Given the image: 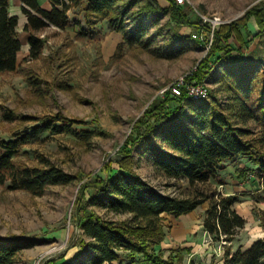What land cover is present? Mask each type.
Listing matches in <instances>:
<instances>
[{"label":"rangeland","instance_id":"rangeland-1","mask_svg":"<svg viewBox=\"0 0 264 264\" xmlns=\"http://www.w3.org/2000/svg\"><path fill=\"white\" fill-rule=\"evenodd\" d=\"M85 3L83 0L68 14L71 26L64 30L50 26L39 33L44 41L39 59L29 60V54L22 50L17 70L0 74V141H15L30 134L37 123L26 121L25 116L69 121L63 123L66 127L48 131L21 146L14 162L38 168L51 164L75 178L68 185L49 186L41 196L10 191L8 184L0 186V241L22 247L12 264H48L78 244L81 232L75 215L84 186L102 175V167L110 161L118 168L124 143L137 120L154 101L163 99L165 90L197 68L212 43V34L195 25L176 28L167 12L149 14L143 10L149 5L155 9L158 3L168 9L166 0H122L118 9L126 14L127 31L132 33L137 28L145 33L141 46L126 44L119 48L122 35L113 31L108 21L91 17V23L86 22ZM183 8L191 22L209 27V20L215 18L227 24L243 18L251 9H264V0H187ZM249 28L253 34L257 31L254 19ZM19 30L22 31L20 27ZM231 42L239 46L235 40ZM174 50L180 54L169 57ZM216 57L200 82H207L206 100L217 98L226 109L231 102L222 85V74H242L245 68L254 66L264 70V36L250 41L229 60L217 61ZM7 112L15 116L13 121L4 119ZM246 121L239 126L255 135L254 122ZM53 124L61 126L62 122ZM152 148L169 152L156 135H147L132 151L134 168L161 193L180 199L234 196L239 202L233 209L246 221L229 243L204 231L209 203L178 219L163 215L167 240L156 252L165 260L172 255L174 264H224L228 249L232 254L246 251L256 241L264 240V229L257 217L258 211L264 209L263 182L255 177L252 161L238 157L224 162L215 179L191 186L186 179L166 178L154 165ZM243 169L251 170L247 177L239 175ZM84 205L82 201L80 206ZM86 207L107 220L131 219L129 215L108 214L99 206ZM176 254L182 256L181 261ZM140 259L135 255L134 264H147L137 261Z\"/></svg>","mask_w":264,"mask_h":264},{"label":"trees","instance_id":"trees-1","mask_svg":"<svg viewBox=\"0 0 264 264\" xmlns=\"http://www.w3.org/2000/svg\"><path fill=\"white\" fill-rule=\"evenodd\" d=\"M47 1L51 5L50 10L43 9L38 0H21V10L27 18L24 31L30 34L29 60H37L43 53L44 41L39 33L50 26L60 30L71 26L68 14L83 2ZM121 1L86 0L83 6L85 20L91 23V17H97L108 21L111 29L122 35L123 43L119 48L126 44L141 46L145 32L137 28L132 33L127 31L126 14L118 9ZM154 1L158 3V0ZM166 1L169 3L168 9L161 8L158 3L155 9L149 5L143 10L149 14L167 12L171 24L176 28L195 25L206 34H212L208 55L198 64L194 74L187 77L188 82H200L213 57L219 55L217 61L229 60L233 53L239 54L250 41L264 36V9H251L243 18L221 24L213 31L206 25L200 27V24L191 22L184 6L177 5L175 0ZM251 19H254L257 27L254 34L249 28ZM175 37L183 40L179 33H175ZM231 40H235L239 46H234ZM21 48L18 18L10 15L9 0H0V74L17 70ZM177 54L180 51L174 50L169 57H176ZM221 78L231 102L226 109L217 98L197 101L189 97L185 90L179 97L166 92L162 100L152 103L126 139L118 168H114L110 161L102 167V175L96 177L92 184L84 186L75 215L81 232L80 241L48 264H125V260L127 264H134L135 255L149 264H174L175 257L171 255L165 260L155 249L166 236L163 215L178 219L194 212L204 203H209L203 222L204 231L217 240L223 238V241L230 243L235 239L237 232L246 224L245 219L233 209L239 202L237 197L196 195L193 199H180L165 195L137 174L132 157V151L147 135H156L161 143L169 147V152L152 148L154 165L166 178L186 179L191 186L215 179L224 162L238 157L248 158L256 166L255 177L263 182L264 204V70L256 66L248 67L242 74L229 72L222 74ZM4 119L13 121L15 116L7 112ZM24 119L37 123L30 134L19 136L15 141H0V186L8 184L10 191H26L41 196L49 186L72 183L75 178L57 166L46 164L38 168L20 166L14 162L21 146L48 131L56 132L66 127L63 124L66 120L60 117L34 120L25 116ZM246 120L254 122L255 135L239 126ZM54 121L62 122V125L53 126ZM250 171L239 170V175L247 177ZM82 201L84 206H80ZM86 205L99 206L114 216L129 215L131 219L107 220ZM257 217L264 229V209L258 211ZM21 249L20 245L0 241V264H12ZM70 253H78V256H70ZM176 257L181 261L182 256L176 254ZM224 264H264V240L256 241L246 251L237 250L232 254L228 249Z\"/></svg>","mask_w":264,"mask_h":264},{"label":"built area","instance_id":"built-area-1","mask_svg":"<svg viewBox=\"0 0 264 264\" xmlns=\"http://www.w3.org/2000/svg\"><path fill=\"white\" fill-rule=\"evenodd\" d=\"M187 0H175L176 4L179 6H184ZM209 27L214 31L216 27L221 25V22L219 21V18H215L214 20H209ZM196 71L193 70L189 74L181 77L178 79L174 84H172L167 90L163 92L165 94L166 92H170L173 96H181L183 90H185L189 97H191L194 100H203L207 99L208 97V90H207V82L204 80L202 82H188L187 77L194 74Z\"/></svg>","mask_w":264,"mask_h":264},{"label":"crops","instance_id":"crops-1","mask_svg":"<svg viewBox=\"0 0 264 264\" xmlns=\"http://www.w3.org/2000/svg\"><path fill=\"white\" fill-rule=\"evenodd\" d=\"M38 1H39L40 5L43 9H45V10L51 9V5L47 0H38ZM21 7H22L21 0H9V13L11 16H16L18 18V34H19V39H20L21 44H22L21 51L23 50L27 54H29L30 45H29L28 41H29L30 34L24 31L25 25L27 23V18L22 13ZM19 27L22 31L19 30ZM21 51L18 54H20ZM190 214H192V213H190ZM190 214H188V215H190ZM165 240H167L166 236H165ZM164 243L165 242H163L160 246L156 247L155 249H157V248L161 249L163 247ZM78 250H77V252H78ZM71 255L76 257V256H78V253H74V254L70 253V256ZM137 261L138 262H146L147 264H149L143 258H141L140 260H137ZM137 264H139V263H137ZM143 264H145V263H143Z\"/></svg>","mask_w":264,"mask_h":264}]
</instances>
